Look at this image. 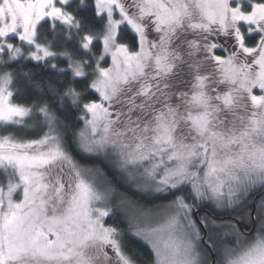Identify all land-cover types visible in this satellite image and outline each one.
I'll return each instance as SVG.
<instances>
[{"label":"snow or ice","instance_id":"6c2138e0","mask_svg":"<svg viewBox=\"0 0 264 264\" xmlns=\"http://www.w3.org/2000/svg\"><path fill=\"white\" fill-rule=\"evenodd\" d=\"M0 264H264V0H0Z\"/></svg>","mask_w":264,"mask_h":264},{"label":"trees","instance_id":"16d2710c","mask_svg":"<svg viewBox=\"0 0 264 264\" xmlns=\"http://www.w3.org/2000/svg\"><path fill=\"white\" fill-rule=\"evenodd\" d=\"M34 64H36V62H32V64H30L29 67H32L33 71L37 73V76H40L47 71L46 69H44L42 67L39 69L33 67Z\"/></svg>","mask_w":264,"mask_h":264}]
</instances>
